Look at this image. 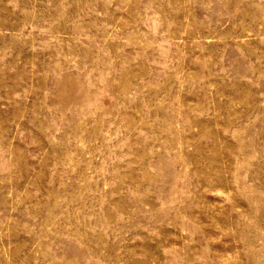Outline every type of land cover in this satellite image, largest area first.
Listing matches in <instances>:
<instances>
[{"label":"rangeland","instance_id":"obj_1","mask_svg":"<svg viewBox=\"0 0 264 264\" xmlns=\"http://www.w3.org/2000/svg\"><path fill=\"white\" fill-rule=\"evenodd\" d=\"M0 264H264V0H0Z\"/></svg>","mask_w":264,"mask_h":264}]
</instances>
